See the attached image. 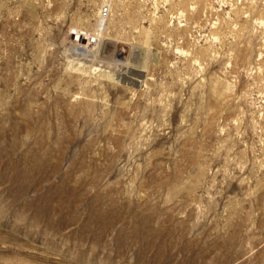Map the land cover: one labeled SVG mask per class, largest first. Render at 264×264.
Listing matches in <instances>:
<instances>
[{
  "label": "rangeland",
  "instance_id": "374dc122",
  "mask_svg": "<svg viewBox=\"0 0 264 264\" xmlns=\"http://www.w3.org/2000/svg\"><path fill=\"white\" fill-rule=\"evenodd\" d=\"M0 264H264V0H0Z\"/></svg>",
  "mask_w": 264,
  "mask_h": 264
},
{
  "label": "bare ground",
  "instance_id": "6f19581e",
  "mask_svg": "<svg viewBox=\"0 0 264 264\" xmlns=\"http://www.w3.org/2000/svg\"><path fill=\"white\" fill-rule=\"evenodd\" d=\"M86 40H87V39H86L84 36H77V37L75 38V41H76L77 43H81V44H83V45H82L83 48L91 47V44H93V43L96 42V41H93V39H91V40L89 41V43L86 44V43H85ZM84 43H85V44H84ZM80 47H81V46H80ZM78 48H79V47H78Z\"/></svg>",
  "mask_w": 264,
  "mask_h": 264
}]
</instances>
